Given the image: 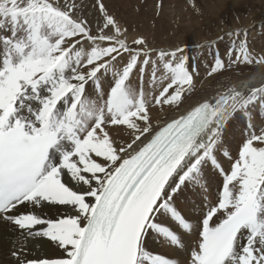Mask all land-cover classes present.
Instances as JSON below:
<instances>
[{
	"label": "snow or ice",
	"instance_id": "snow-or-ice-1",
	"mask_svg": "<svg viewBox=\"0 0 264 264\" xmlns=\"http://www.w3.org/2000/svg\"><path fill=\"white\" fill-rule=\"evenodd\" d=\"M75 8L68 0H0V222L18 233L15 264H173L148 253L145 238L153 233L183 249V235L193 232L190 264H264V127L256 133L250 110H264V85L230 87L154 130L151 108H178L194 87L185 49L153 59L143 37L131 42L142 47L120 38L126 30L102 3L96 35ZM228 35L227 64L217 52L209 76L264 65V55L248 46L247 30ZM149 66L151 93L144 86ZM109 74L105 93L100 80ZM236 114L248 120L249 134L225 172L216 152ZM114 126H123L131 142L117 147L108 131ZM209 166L222 176V188L214 206L204 198L194 224L176 198L190 185L207 191ZM25 204L32 211L17 213ZM45 205L68 206L75 215L46 219L36 212ZM30 241L51 242L66 257L27 259Z\"/></svg>",
	"mask_w": 264,
	"mask_h": 264
},
{
	"label": "bare ground",
	"instance_id": "bare-ground-1",
	"mask_svg": "<svg viewBox=\"0 0 264 264\" xmlns=\"http://www.w3.org/2000/svg\"><path fill=\"white\" fill-rule=\"evenodd\" d=\"M166 0H99V3H102L104 9L106 10L107 14L115 19V21L125 27V30L133 31L137 28L140 29L141 26L148 25L149 21L155 20L154 16L159 13H165L166 16L173 18V13L179 17H183L185 15V8H187L188 12L194 11L195 7H192L189 3V0H171L169 2H165ZM68 2H72V4L76 5L74 16L82 17L83 19L88 21V24L91 28V33L96 35L98 33V29L100 25L103 23V16L99 11V3L98 0H68ZM200 0H194L195 6H199L198 3ZM60 4H64V0H60ZM160 4V5H159ZM168 4L174 6H167ZM160 6V7H159ZM196 6V7H197ZM184 7V8H183ZM183 8V9H182ZM198 8V7H197ZM246 9V8H245ZM147 10V11H146ZM241 10V9H240ZM237 11L238 13H234L229 18L231 26H224L220 23L211 24L207 28L204 27L205 32H200L197 35L196 40H200L199 43H203L205 41H209V35L212 33H217V37L222 36L224 33H228L230 30L234 28H242L247 26H257V24L264 23V14L259 15L258 13L254 12L249 17H245L246 13H241V11ZM247 10V9H246ZM152 12V15L150 14ZM251 12V10H250ZM249 12V13H250ZM195 13V12H194ZM227 13V12H226ZM186 14V15H187ZM223 14V13H222ZM221 14V15H222ZM190 15V14H189ZM219 15V14H218ZM225 16V15H224ZM229 16V15H228ZM218 17V16H217ZM223 17V15H222ZM226 17V16H225ZM221 19V18H217ZM225 19V18H224ZM256 20H263L258 23H254ZM208 21V19L206 20ZM216 22V21H215ZM225 22V20H224ZM226 22V24H227ZM143 28V27H142ZM141 28V29H142ZM146 29V28H145ZM225 37V36H224ZM215 38V37H214ZM79 39V38H77ZM100 46L103 47L105 44L103 42H99ZM186 43V42H185ZM198 42H194V44L199 45ZM253 45L251 46L252 49L255 51L253 53L256 56L264 55V38L262 40V44L252 41ZM148 49H152L156 43L152 40L148 41L147 43ZM188 44V43H187ZM183 45V44H182ZM84 46L87 48L89 46L88 41H84ZM132 47H136V45H131ZM168 44H164L160 48L164 49V52H171L176 50L177 48H172L169 45V50H167ZM186 46V45H185ZM183 46V47H185ZM180 47V46H179ZM185 52L184 55H191L194 56L196 53L195 51H191L190 49L184 48ZM206 51H203L198 54L201 57ZM153 59H156V54H151ZM127 57V54H125ZM207 58V57H206ZM192 66L194 69H191L192 75L194 77V87L193 89H198L197 94L199 95V100L192 102L191 104H187L185 102V106H180L178 108H169L168 106L164 107L163 111H160L158 107L151 108V122L153 125L154 130H158L159 127H162L168 121L172 119H176L182 115H185L188 111H190L193 107L204 102L206 100H211L215 95L218 93L224 92L230 87H235L238 90L243 92H247L250 88L260 87L264 85V65L257 66L256 70H261V75H257V72L250 70V68H244V66L234 67V68H226L223 71L221 76H213L207 78L206 72L210 70L212 66L208 61L207 62H200L197 58L193 60ZM190 63V64H191ZM227 64V60L225 61ZM188 64V63H187ZM151 74V66H149L148 71L145 73L144 77V86L145 91L151 93V87L148 85V79ZM157 77L161 76L160 72H157ZM109 76V75H108ZM102 77L100 80L101 87L103 88L104 92L106 93L109 89V77ZM134 80V82H132ZM108 82V86L106 83ZM111 82V81H110ZM169 81H164L167 83ZM132 87L136 88L140 84V80H138V74L133 75L130 81ZM88 93L91 95L93 92L92 85L88 86ZM171 91V90H170ZM188 92L184 94L186 97ZM183 97V98H184ZM94 98V97H93ZM255 107L253 106L252 109V117L251 123L255 128L258 123L261 124L263 116L259 117L257 114H254ZM259 113H264V110L259 109ZM256 129V128H255ZM109 134L112 136L113 140L116 141V146L120 147L122 144L130 143L131 137L129 136L128 132L123 129V126L119 127H110L108 129ZM249 129H248V120L245 117H242L239 114H236L234 118L228 120L225 123V126L222 131V144L218 148L216 152V158L225 170V172L230 171V166L233 160L236 159L238 155V150L236 146L232 145V141L230 142L232 136H248ZM142 141L144 143L147 142V139L142 137ZM227 141L231 144H227ZM138 144L140 142H137ZM134 147H136L134 145ZM227 152L231 159L227 158L223 153ZM98 162H103L100 158H96ZM218 174L216 177L215 174ZM87 175V174H86ZM64 182L67 183L70 187H73L74 190H82L79 186L75 185L74 182L70 181L67 176L64 178ZM203 179L206 181L207 190L210 191L211 194H214V198L207 202V204L215 205L217 201V193H219L222 187V179H220V174L213 170L210 166L205 167L203 173ZM221 180V181H220ZM220 184V187H219ZM205 191L202 189H198L197 187H192L191 185L181 191L176 198V206L177 208L186 216L188 217L194 224L198 220V215L203 214L204 211V204L203 200L200 196ZM91 202V198H88ZM205 203V202H204ZM200 210V212H198ZM32 211L30 205H21L17 209V213H27ZM37 214L42 215L46 219L50 220H57L59 218L66 217L68 215H75L68 206H58V205H45L42 209H36ZM158 219L164 223H168L164 217H158ZM216 220V219H214ZM216 222H219L216 220ZM44 227V226H38ZM18 233L15 230L14 226L7 223V222H0V264H15V257L12 256V252L14 247L17 246L18 240ZM198 240V234L193 232L191 234H184L183 235V242L184 247L183 249H175L172 247L166 246L157 236L153 233L147 235L144 241V247L150 254H159L163 257L170 258L172 262L175 264H189L190 262V255L191 251L196 247V241ZM27 259H36V258H64L66 254L62 249L51 244L48 241H30L28 243V251L26 253Z\"/></svg>",
	"mask_w": 264,
	"mask_h": 264
},
{
	"label": "rangeland",
	"instance_id": "rangeland-1",
	"mask_svg": "<svg viewBox=\"0 0 264 264\" xmlns=\"http://www.w3.org/2000/svg\"><path fill=\"white\" fill-rule=\"evenodd\" d=\"M155 1V0H153ZM171 0H166L165 2H169ZM60 2V0H59ZM72 3V2H69ZM160 5V4H159ZM199 6H195L194 11L188 12L187 14V8H185L183 11H185V15L183 17H179L173 13V18L169 19V16H166L165 13H162L159 15L157 13L154 16L155 20L149 21L148 25L141 26L140 29H136L133 31H125V36L120 37L121 39L127 40V43L129 45H132L131 42L135 38L143 37L146 41H154L156 44L152 46V52L151 54H156L160 51H164L163 48H160L164 44H168L167 50H169L170 47L172 48H187L190 49L191 51H195V55L191 57V55H186L188 57L187 60V66L189 69H194V66H192V61L195 60L196 58L200 60V62H209L211 65L214 64V59L215 55L218 52L224 60H227V49L232 43V37L228 35V33L234 31V30H247L248 32V46L250 50L255 53V51L252 49V41L258 42L262 44V40L264 38V23L263 24H257V26H247V27H242V28H234L233 30H230L228 33L222 34V36L217 37V32L212 33L209 35V41H205L203 43H199L200 40L197 39V35L200 34V32H205L204 27H208L211 24H217L221 22L222 25L224 26H231L229 21L230 16L232 15L233 11L234 13H238L237 11H241V13H246L245 17L251 16V14L254 12L258 13L259 15L264 14V0H200L198 3ZM167 6L171 7L174 5L168 4ZM160 7V6H159ZM184 8V7H183ZM182 8V9H183ZM247 10H246V9ZM251 10V12H250ZM147 11V10H146ZM195 12V13H194ZM227 12V13H226ZM250 12V13H249ZM223 13V14H222ZM152 15V12L150 13ZM187 14V15H186ZM190 14V15H189ZM219 14V15H218ZM223 17H222V15ZM226 17H225V16ZM229 15V16H228ZM249 15V16H248ZM218 16V17H217ZM217 18H221L220 20ZM225 18V19H224ZM208 19V21H206ZM225 20V22H224ZM216 21V22H215ZM263 20H256L254 23L261 22ZM227 22V24H226ZM122 30H125L124 26L119 25ZM146 28V29H145ZM110 34V33H109ZM225 36V37H224ZM215 37V38H214ZM222 38V39H221ZM186 42V43H185ZM194 42H198L199 45L194 44ZM188 43V44H187ZM183 44V45H182ZM170 45V47H169ZM186 45V46H185ZM180 46V47H179ZM185 46V47H183ZM136 47H142V46H136ZM206 51L207 53H204L201 57L198 56L199 53ZM207 57V58H206ZM126 60L127 57H124ZM191 63V64H190ZM257 66H260L259 64H253L251 66L245 65L242 69L244 68H250V70L257 72V75H261V70L258 69L256 70ZM211 68V67H210ZM226 70V68H225ZM208 72L210 70H207ZM224 71V70H223ZM223 71L215 74L216 76H221ZM208 72H206V77H213L215 75L209 76ZM109 83L111 81V75L109 74ZM139 80V79H138ZM134 82V80H132ZM106 86H108V82L106 83ZM198 89H192L191 91L188 92L187 96L183 98L182 103L180 106H185L187 104H191L192 102H195L199 100V95L197 94ZM185 102L187 104H185ZM179 106V107H180ZM254 114H257L259 117L263 116L264 113H259V108L254 106ZM260 127H264V118L262 119L261 124L258 123V125L255 126L256 128V133L259 134V129ZM230 142L232 143L233 146L237 147L236 149L239 150L241 147L242 143L246 140V136L242 137H237V136H232L231 139H229ZM230 142L227 141V144H231ZM238 156V155H237ZM237 158V157H236ZM216 177H218V174H215ZM220 175V179H221ZM221 181V180H220ZM220 187V184H219ZM200 189L199 187H197ZM218 194L216 197H218ZM201 199L203 200V204L205 202V197H207V202L211 201L214 198V194H211L210 191H205L202 196H200ZM200 212V210L198 211ZM203 214L198 215V219L202 216Z\"/></svg>",
	"mask_w": 264,
	"mask_h": 264
}]
</instances>
